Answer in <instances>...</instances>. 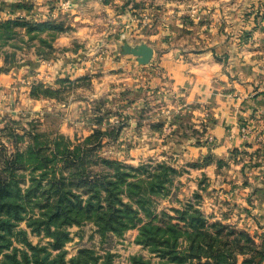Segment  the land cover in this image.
Returning a JSON list of instances; mask_svg holds the SVG:
<instances>
[{"label":"rangeland","instance_id":"obj_1","mask_svg":"<svg viewBox=\"0 0 264 264\" xmlns=\"http://www.w3.org/2000/svg\"><path fill=\"white\" fill-rule=\"evenodd\" d=\"M255 1L231 10L229 4L219 6V0H0V22L21 17L63 25L61 32H28L20 26L3 35L0 29V165L4 156H20L16 175L23 193L41 178L40 190L46 188L60 172L70 184L75 170L54 158L57 144L58 152L76 151L89 180L95 172H112L102 159L134 167L164 162L178 171L163 193H146L153 203L145 204L137 225L121 234L102 232L95 221L84 220L64 226L66 241L52 249L53 238L45 230L37 233L27 226L28 217L41 212L34 206L16 223L17 234L5 251L27 249L25 235L44 249L41 256L49 253L47 262L63 252L62 264H84L88 256V264H199L209 259L204 254L193 258L190 239L181 231L176 260L164 254L167 245L139 240L140 227L151 219L164 227V220L175 223L183 213L197 211L208 224L202 230L216 236L209 225L225 227L217 237L234 257L218 253L219 264H257V252H264V127L254 123L264 122V110L257 117H239L241 141L224 150L221 136L212 132L220 116L216 102L197 93L207 89L202 84H196L197 95H189L194 52L226 40L237 53L264 46V0ZM142 44L153 49L145 63L131 53ZM165 54L172 62L163 64ZM222 56L214 55L221 63ZM220 73L225 74L224 65ZM262 88L257 94H264ZM234 107L243 109L241 103ZM242 127L249 128L246 138ZM97 130L102 135L95 142ZM34 151L44 158L38 168L29 161ZM76 189L82 198L90 192ZM179 225L184 231V221Z\"/></svg>","mask_w":264,"mask_h":264},{"label":"trees","instance_id":"obj_2","mask_svg":"<svg viewBox=\"0 0 264 264\" xmlns=\"http://www.w3.org/2000/svg\"><path fill=\"white\" fill-rule=\"evenodd\" d=\"M20 26H26L28 32L63 31V25L60 23L44 21L34 24L24 18L17 17L0 22L1 34L10 33L12 28ZM101 135L100 131H95V142ZM58 146L59 144H57V153L54 158L57 156V158L59 157L57 161L62 160L67 166L68 164L73 166L75 171L70 174L72 175V180L69 181L70 184H67L65 182L66 178L61 172L58 177L53 174L51 180L47 181L46 188L42 190L40 188L41 179L43 178L35 180L36 187L23 193L19 178L16 175V169L19 167L16 166V163L20 161V156H14L12 159L4 156V160L0 165V264L63 263V252H60L56 259L47 262L46 259L49 253L47 252L44 256H41L40 253L44 252V249L31 245L23 231L18 233L24 235L23 243L27 246V249L21 250L20 254H18L19 250L16 247H13L10 251H5L11 245V236L17 234L14 232L16 223L25 219L26 215L29 214L28 208L37 206L41 209V212L38 213L37 217L30 215L27 219V226L37 233L45 230L53 238L51 248L60 249L67 239V234L63 230L66 225L92 220L95 221V225L102 232L109 231L117 234H121L127 228L136 226L140 220L137 216L139 212L145 208V204H150L151 206V203H153V199L145 197L146 193H150V196L163 193L166 190V183L172 181L170 175L178 173L176 168L166 165L164 162L155 163L154 165L152 162L141 163L134 167L115 160L102 159L100 162L112 172H95L93 179L89 180V175L85 174L82 165L80 166V162L78 163L79 157L75 155L76 151L66 149L61 153L58 152ZM34 153L35 158H31L29 161H36L35 168H38L43 164L40 163V160L44 158H39L35 151ZM97 161L95 160V162ZM46 173H42V176ZM80 186L83 187L86 193L90 191L87 193V197L82 198L81 192L77 193L74 191ZM125 198L127 201H124ZM146 200L148 202L145 203ZM190 205V202L186 204L187 208L191 207ZM153 221L154 219H151L149 224H143L140 227L139 240L147 245H167L169 250L164 252V254L168 253L171 255V260L177 259L176 241L181 232L185 233L190 239L191 256L193 258L200 259L204 254L209 259L203 263L199 262V264H219V255L221 253L234 257L231 250H226L223 246L221 237H217L219 233L223 232L225 227L218 223H212L209 226L215 227L216 236H213L212 233L209 234L207 230H202V227H206L208 224L197 211L189 214L188 211L183 213L175 223L164 220V227L151 224ZM179 221H184L186 224L184 231L181 229L183 226L179 225ZM51 227L54 229L51 230ZM189 229L191 232H189ZM169 233H171L170 237L164 236ZM239 234L245 235L243 232ZM233 240L236 243L240 242L239 238H234ZM194 244H204L208 250L203 252L200 246L194 248ZM239 253H244V251L240 250ZM257 253L260 255L257 263L259 264L264 258V254L261 253L264 252ZM90 258L95 260L91 256ZM88 259L89 256L82 263L88 264ZM78 261L76 260L75 263H78Z\"/></svg>","mask_w":264,"mask_h":264},{"label":"crops","instance_id":"obj_3","mask_svg":"<svg viewBox=\"0 0 264 264\" xmlns=\"http://www.w3.org/2000/svg\"><path fill=\"white\" fill-rule=\"evenodd\" d=\"M247 1L251 0H234L231 3L219 0V6L226 7L229 4L232 8L231 10H238L239 7L245 6L248 3ZM253 1L255 0H252V3ZM258 41H261V39ZM224 43L214 49L194 52L191 55L194 60V63L190 67V71L193 72L190 78L193 83V90H191L192 93L189 95H197L195 94L196 84H202L207 88L202 91L198 89L197 93H201L204 99H213L216 102V112L220 116L212 132L221 136V146L225 150L234 145H239L241 141L237 137L239 117L248 116L249 114L252 117H257L256 115H259V112L262 113L264 110V94H257V91L263 90L262 87L264 85V46L261 48H251L250 53L247 52L250 48L246 52L241 49L237 53L236 48L230 43V40H226ZM218 53L223 54L222 58L224 62L221 63L215 59L214 55ZM255 53L259 54L252 57ZM168 57L166 54L161 57L163 64L167 61L172 62ZM223 65L225 74L220 73ZM226 76H230V81ZM178 78L181 79L180 77ZM201 80L204 82L201 83ZM206 82L209 83L206 84ZM254 84H259L256 88L257 91H253L255 89ZM237 103H241L243 107L239 112L234 107V104ZM254 124L260 129L264 127L262 118ZM227 126L230 128H227ZM225 128L229 133L225 131ZM222 148L219 151H222Z\"/></svg>","mask_w":264,"mask_h":264},{"label":"water","instance_id":"obj_4","mask_svg":"<svg viewBox=\"0 0 264 264\" xmlns=\"http://www.w3.org/2000/svg\"><path fill=\"white\" fill-rule=\"evenodd\" d=\"M131 53L137 57L138 62L145 63L152 56L153 49L149 45L142 44L136 49H131Z\"/></svg>","mask_w":264,"mask_h":264},{"label":"built area","instance_id":"obj_5","mask_svg":"<svg viewBox=\"0 0 264 264\" xmlns=\"http://www.w3.org/2000/svg\"><path fill=\"white\" fill-rule=\"evenodd\" d=\"M248 134H249V128H247V127H242V128H241V135H242L244 138H246V137L248 136Z\"/></svg>","mask_w":264,"mask_h":264}]
</instances>
